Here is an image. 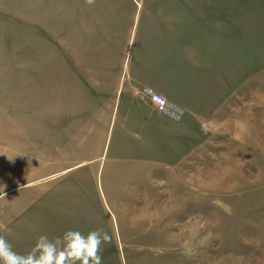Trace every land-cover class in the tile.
<instances>
[{
    "label": "rangeland",
    "instance_id": "1",
    "mask_svg": "<svg viewBox=\"0 0 264 264\" xmlns=\"http://www.w3.org/2000/svg\"><path fill=\"white\" fill-rule=\"evenodd\" d=\"M148 1L0 0V236L27 253L104 229L103 264H264V0L167 6L196 95L168 98L165 164L116 165L118 61Z\"/></svg>",
    "mask_w": 264,
    "mask_h": 264
},
{
    "label": "crops",
    "instance_id": "2",
    "mask_svg": "<svg viewBox=\"0 0 264 264\" xmlns=\"http://www.w3.org/2000/svg\"><path fill=\"white\" fill-rule=\"evenodd\" d=\"M167 6L177 14L187 8V2L149 0L147 8L143 7L146 11L142 9L137 17V27L131 34L125 56L118 61L114 108L116 118L121 112L117 142L123 143V153L116 159V165L125 161L139 164V160H146L141 151L152 156L149 160L153 162L152 168L166 162L167 108L157 109L146 95L149 91L160 92L180 104L187 102L186 93L190 97L196 95V82L184 71L183 64L188 57L186 39L182 44L181 38L168 37L167 45ZM136 86L149 91L142 95L135 91ZM189 111L192 110L189 108Z\"/></svg>",
    "mask_w": 264,
    "mask_h": 264
},
{
    "label": "clouds",
    "instance_id": "3",
    "mask_svg": "<svg viewBox=\"0 0 264 264\" xmlns=\"http://www.w3.org/2000/svg\"><path fill=\"white\" fill-rule=\"evenodd\" d=\"M110 240L104 229H69L54 239L41 235L29 252L19 253L0 236V264H103L102 247Z\"/></svg>",
    "mask_w": 264,
    "mask_h": 264
},
{
    "label": "built area",
    "instance_id": "4",
    "mask_svg": "<svg viewBox=\"0 0 264 264\" xmlns=\"http://www.w3.org/2000/svg\"><path fill=\"white\" fill-rule=\"evenodd\" d=\"M148 93L151 100L156 104L159 110H166L168 105V98L164 94L156 91H149Z\"/></svg>",
    "mask_w": 264,
    "mask_h": 264
}]
</instances>
